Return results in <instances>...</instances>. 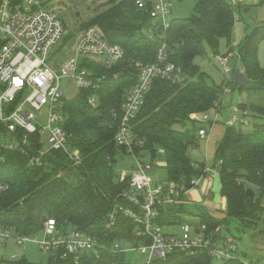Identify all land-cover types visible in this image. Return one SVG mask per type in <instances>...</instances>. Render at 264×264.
Returning a JSON list of instances; mask_svg holds the SVG:
<instances>
[{
    "label": "trees",
    "instance_id": "16d2710c",
    "mask_svg": "<svg viewBox=\"0 0 264 264\" xmlns=\"http://www.w3.org/2000/svg\"><path fill=\"white\" fill-rule=\"evenodd\" d=\"M136 1L108 0L102 12L80 25V28L98 29L105 40L120 46L124 52L123 59L109 69L91 62L81 64L100 79L98 89L78 90L72 99H61L67 147L79 152L80 163L73 165L61 150L50 151L39 166H29L25 155L15 151L0 152V226L17 236L30 237L41 231L47 219H54L59 225L83 232L101 248L96 255L81 257L78 264H130L124 252L114 250L116 243L126 240L135 247L149 243L147 238L135 235L136 223L117 209L131 207L121 198L128 189L130 176L120 181L117 167L132 156L114 143L120 105L136 82V71L129 66L131 60L153 62L164 43L170 61L186 78L183 85L155 80L131 122L134 135L141 143L133 148L135 157L149 163L151 169L152 165L162 162L166 177L157 181L172 183L185 192L193 188L190 182L194 178L204 176L207 167L189 156L190 150L199 147L201 139L198 136L201 127L197 129L198 123L192 116L213 110L216 104L220 105L223 95L222 87L208 84V76L195 64V58L204 56L207 49L218 53L220 41L224 40L229 51L238 54L247 78L246 84L236 86L232 77L231 88L239 94L264 92V66L258 60V47L264 41V23L234 45L232 3L197 0L194 15L171 19L162 38L151 23L149 0H143L146 2L143 9L137 7ZM94 95L98 99L96 106L89 103ZM250 109L264 114V109ZM29 141L35 149H40L35 136ZM212 167L218 171L217 194L224 200V217L215 219L196 211L201 215L195 216L199 219L198 225H206L208 231L220 227L231 236V225L241 234L250 233L252 237L264 234L261 230L264 227V122L253 124L248 132L225 126L216 144ZM247 189L253 191V197L246 195ZM179 198L182 203L160 210L155 220L157 225L181 224L193 217L184 203V195L180 194ZM112 211H115V220L108 227L107 218ZM246 255L245 251L239 252L242 260ZM21 262L26 263L25 259ZM45 264L75 262L71 257L61 259L48 255ZM153 264H212V259L206 254L172 253ZM220 264L242 263L237 260Z\"/></svg>",
    "mask_w": 264,
    "mask_h": 264
},
{
    "label": "built area",
    "instance_id": "2783aa9c",
    "mask_svg": "<svg viewBox=\"0 0 264 264\" xmlns=\"http://www.w3.org/2000/svg\"><path fill=\"white\" fill-rule=\"evenodd\" d=\"M52 3L53 0H0V152L15 151L25 155L29 166L41 165L45 155L59 150L67 155L73 165L80 163L79 152L67 147V133L63 128L64 118L60 106L61 99L64 98L61 82H70L77 91L97 90L100 79L90 69L81 67V64L91 62L109 69L124 57L122 48L109 43L94 27L67 33L59 14L51 8ZM136 5L143 9L146 2L137 0ZM149 5L151 23L164 38L170 21V2L149 0ZM64 36H67L66 41H63ZM64 42H73L70 44L73 50L68 55L60 50V44ZM60 53L62 61L58 69H55L54 64ZM233 56L238 58L236 52H232L230 57H214L216 65L226 75V86L231 81L230 75H233L228 66ZM129 66L136 71V82L126 92L120 105V120L114 134V143L124 147L134 161L131 171H119L120 181L127 175L130 176L128 189L121 194V198L131 207L117 209L136 223L135 235L147 238L149 243L135 247L128 241L121 240L116 243L114 250L124 253L126 250H135L145 257L144 264H153L155 260L163 261L172 253L206 254L220 263L240 260L242 264H257L254 260L240 259L239 240L220 227L208 231L206 225H198L197 217L176 225L159 226L155 223L162 208L182 203L179 196H185L188 191L177 189L172 183L153 179L149 173V163L139 160L133 153V148L141 143L134 135L131 122L141 109L155 80L183 85L186 78L170 61L164 43L158 48L153 62L144 64L131 60ZM222 92L229 93L230 90L225 88ZM89 103L96 106L97 97H90ZM220 110V106L216 104L211 111ZM229 111L230 118L224 121V126L237 129L250 126L249 116L241 110L239 102L233 104ZM43 112L46 114L45 124L41 122ZM218 116L219 113L216 118ZM192 119L198 124H206L209 132L215 126V121L209 118V112L194 115ZM207 135L205 128L198 130L201 139ZM31 136H35L40 149L34 148L33 140L30 145ZM203 173L204 176L190 182L192 189L199 187L204 180L218 176L215 167L207 166ZM114 216L115 211L108 215V227L114 224ZM37 235H41V239L36 241L40 252L50 256L57 255L61 259L71 257L75 264L83 256L96 255L101 248L91 236L72 227L59 225L54 219H47L41 231L30 237L17 236L0 226V243L13 239L17 245H23L32 242ZM120 243L127 248L122 250ZM261 264H264V256Z\"/></svg>",
    "mask_w": 264,
    "mask_h": 264
},
{
    "label": "rangeland",
    "instance_id": "374dc122",
    "mask_svg": "<svg viewBox=\"0 0 264 264\" xmlns=\"http://www.w3.org/2000/svg\"><path fill=\"white\" fill-rule=\"evenodd\" d=\"M108 0H53L51 8L56 11L60 19L62 20L65 31L71 33L72 31L79 32L80 25L87 23L91 17L102 12L107 6ZM170 2V15L169 20L177 18H188L194 15V6L197 0H183L178 2L177 0H168ZM232 3L235 9V24L232 33V41L234 45H238L242 42L245 36L249 35L252 30L264 23V3L262 0H228ZM78 13V17L75 14ZM60 50L68 55L72 52L73 48L69 42L60 44ZM226 47L224 40L220 41L218 53L213 54L207 49L206 54L201 57L195 58V64L203 71L207 76V82L209 85L220 86L223 89L227 88L230 90L229 93H224L220 98V111H209V118L211 121H215V128L212 134L209 135V129L206 124H196L197 129L199 127L205 128L208 132V136L205 139L199 140V147L189 151V156L193 161L205 163L208 167H212L213 159L216 151L217 140L222 136L224 131V121H228L230 118L229 108L240 103L245 106L242 111L247 112L249 116L248 121L250 123L249 128H243L242 132L251 131L253 124L264 122V114L259 115L255 111L251 110L250 107L257 109H264V92L259 93H241L231 88V81L226 86L227 78L223 71L216 65L214 57L216 55H222L230 57L232 51H229ZM258 58L259 63L264 66V41H262L258 47ZM229 68L234 72L235 69H239L240 62L233 56L228 63ZM243 71V69H242ZM231 79L233 75H230ZM64 97L66 99H72L76 94L77 90L72 84L66 80L61 82ZM223 91V90H222ZM223 93V92H222ZM219 110V109H218ZM219 116L216 118V114ZM251 117H255L254 119ZM258 117H261L258 119ZM197 118H199L197 116ZM46 114L43 112L41 116V122L45 124ZM194 130V133L197 132ZM134 165L132 158H125L124 162L117 168L120 170L125 168L127 171ZM163 163L159 162L152 165V169L149 172L155 180L165 179L166 173L162 168ZM217 169V167H216ZM158 177V178H157ZM209 180V181H208ZM211 180V181H210ZM218 191V176L216 178H209L197 188H194L184 196L186 202L194 201L195 207H189V213L191 216L201 217L196 214V211H202L208 215L215 216L216 208H223L224 200L217 194ZM212 192L216 194L213 201L207 199L208 193ZM220 199H219V198ZM223 205V206H222ZM222 211V209L220 210ZM224 211V209H223ZM187 212V211H186ZM188 213V212H187ZM211 216V217H212ZM218 217L222 215H217ZM224 217V216H223ZM190 218V217H185ZM264 232V227L261 228ZM175 230H173L174 232ZM231 234L234 238L240 239V250L247 253L245 261L254 260L257 264H261L262 257L264 256V234L255 235L252 237L250 233L241 234L234 230V226L231 225ZM41 239V235L33 237L32 242L25 243L23 245H17L13 239L8 240L5 243H0V264H24L21 262L25 259V264H45L48 255L39 251L36 241ZM121 245V249L125 250L126 245ZM125 257L130 264H144L145 257L137 251L126 250ZM212 264H220V262L212 260Z\"/></svg>",
    "mask_w": 264,
    "mask_h": 264
},
{
    "label": "water",
    "instance_id": "95a60500",
    "mask_svg": "<svg viewBox=\"0 0 264 264\" xmlns=\"http://www.w3.org/2000/svg\"><path fill=\"white\" fill-rule=\"evenodd\" d=\"M76 17H78V13L75 14ZM67 39V36H64L63 37V41H66ZM73 42H70V44H72ZM62 61V53L59 54V58H58V61L54 64V68L55 69H58V66L59 64L61 63ZM233 78H234V84L236 86H241V85H244L246 84L247 82V78L245 76V74L243 73L242 69L239 68V69H235L234 72H233ZM246 195L248 197H253L254 196V193L253 191H251L250 189H247L246 190Z\"/></svg>",
    "mask_w": 264,
    "mask_h": 264
},
{
    "label": "crops",
    "instance_id": "0c3cea01",
    "mask_svg": "<svg viewBox=\"0 0 264 264\" xmlns=\"http://www.w3.org/2000/svg\"><path fill=\"white\" fill-rule=\"evenodd\" d=\"M258 60H259V58H258ZM214 128H215V126L212 128V130H211V132H209V135L210 134H212L213 133V131H214ZM208 136V135H207ZM207 136H206V138H207ZM206 138H204L205 140H206ZM221 138V137H220ZM220 138H219V140H220ZM219 140H217V141H219ZM188 193V192H187ZM215 197H216V194H214V193H212V192H209L208 193V196H207V199L209 200V201H213L214 199H215ZM219 198V197H218ZM221 198V197H220ZM219 198V199H220ZM184 203L186 204V207H195V205H194V203H196V202H194V201H190V202H186L185 200H184ZM223 206V205H222ZM222 209V211H220ZM216 208V215L215 216H212V215H210V216H212L213 218H215V219H219V218H221V216L220 217H218L217 215H222V218H223V216H224V211H223V208Z\"/></svg>",
    "mask_w": 264,
    "mask_h": 264
}]
</instances>
